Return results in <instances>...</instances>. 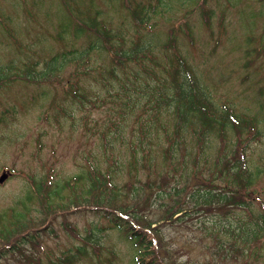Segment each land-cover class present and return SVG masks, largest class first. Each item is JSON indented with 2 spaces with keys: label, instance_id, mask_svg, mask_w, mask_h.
Listing matches in <instances>:
<instances>
[{
  "label": "trees",
  "instance_id": "trees-1",
  "mask_svg": "<svg viewBox=\"0 0 264 264\" xmlns=\"http://www.w3.org/2000/svg\"><path fill=\"white\" fill-rule=\"evenodd\" d=\"M81 5L75 8L77 17L68 15L71 21L67 27L62 25L61 36L46 33L32 46L35 49L49 39L65 43L68 33L75 41L85 36L81 45L37 57L11 80L12 68L0 66V88L16 79L29 84L61 82L66 100L71 99L78 109H84L86 103L95 108L110 105L99 126L94 120L89 127L87 118H81L85 133L95 131L96 152L86 155V164L68 178L52 173L31 177L30 191L11 210L12 227L26 222L29 215L25 217V213L33 200L39 209L54 213L92 207L107 227L94 225L81 237L64 222L79 241L96 251L97 232L116 230L135 248L132 264H165L164 257L157 259L153 253L154 246L161 244L162 223L181 221L200 208L206 213L220 211L222 220L225 218L222 225L213 227L216 234L209 231L217 250L226 246L241 256L264 259V205L259 204V212L252 210L256 200L253 187L262 168H252L246 153L264 137L260 122L237 113L230 104L213 100L195 68L178 50L174 32L160 42L151 32L136 31L135 36H128L122 31L131 26L129 21L137 30L148 24L146 9L128 10L130 20L125 17L111 28L97 19L95 10L92 16H82L88 6ZM17 46L24 51V46ZM105 57L110 59L108 64ZM71 65L73 72L62 79L61 72ZM58 110L68 114L60 105ZM5 119L0 116V123ZM157 208L160 215L151 218ZM10 231L0 228V239H6ZM24 236L18 235L30 244L38 235ZM14 240L9 248L18 250ZM74 250L81 258L86 254L83 245ZM72 258L67 256L65 263H72ZM36 261L28 259L26 264Z\"/></svg>",
  "mask_w": 264,
  "mask_h": 264
},
{
  "label": "rangeland",
  "instance_id": "rangeland-1",
  "mask_svg": "<svg viewBox=\"0 0 264 264\" xmlns=\"http://www.w3.org/2000/svg\"><path fill=\"white\" fill-rule=\"evenodd\" d=\"M187 1L0 0V66L12 68L8 75L11 80L16 71L37 57L81 45L85 36L75 41L68 33L65 43L49 39L35 49L32 46L46 33L61 36L62 25L67 27L71 21L68 15L76 16L75 8L81 3L80 8L85 5L89 9L82 16H92L95 12L91 11L95 10L99 13L97 19L111 28L129 18L128 10L141 6L149 13L150 22L137 30L129 18L131 26H125L122 31L128 36H135L136 31L151 32L160 42L174 32L178 50L195 68L213 100L220 105L230 104L237 113L256 118L264 129V0H205L203 4L202 0ZM61 20L66 23H60ZM18 44L24 46V51L17 48ZM109 60L105 57V64ZM73 70L74 66L67 67L61 72V78ZM14 81L17 82L0 88V116L6 118L0 123V174L4 169L12 172L0 184V215H5L0 220V228L11 229L6 239H0V264H26L28 259L37 260L34 264H67L64 261L67 256L74 257L70 264H132L135 248L122 237L123 233L107 228L97 232L95 251L64 227V222L69 223L81 237L87 236L94 225L107 227V222L98 218L92 207L54 213L39 209L33 200L25 213V217L29 215L26 222L12 227L11 210L30 191L31 177L52 173L68 178L79 171L80 165L86 164V155L96 152L95 131L85 133L81 118H87L89 127L95 121L99 126L105 121L110 106L105 103L95 108L86 103L84 109H78L71 99L66 100L61 82ZM59 105L68 109L67 115L58 110ZM246 153L252 168H262L253 187L256 200L252 210L259 212V204L264 205V137ZM193 210L197 213L192 212L181 221L162 223L158 237L161 244L153 249L157 259L164 257L165 264H264L263 258L241 256L226 246L217 250L209 231L216 234L213 227L222 225L225 218L222 220L220 211ZM160 213L157 208L150 217L156 218ZM20 234L38 236L29 244L18 237ZM14 239L19 243L18 250L9 248ZM81 245L86 249L82 258L74 250Z\"/></svg>",
  "mask_w": 264,
  "mask_h": 264
},
{
  "label": "water",
  "instance_id": "water-1",
  "mask_svg": "<svg viewBox=\"0 0 264 264\" xmlns=\"http://www.w3.org/2000/svg\"><path fill=\"white\" fill-rule=\"evenodd\" d=\"M9 172L8 171H3L2 174L0 175V184H2L8 177Z\"/></svg>",
  "mask_w": 264,
  "mask_h": 264
}]
</instances>
